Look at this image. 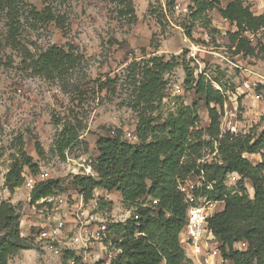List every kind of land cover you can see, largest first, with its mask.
I'll list each match as a JSON object with an SVG mask.
<instances>
[{"label":"rangeland","instance_id":"rangeland-1","mask_svg":"<svg viewBox=\"0 0 264 264\" xmlns=\"http://www.w3.org/2000/svg\"><path fill=\"white\" fill-rule=\"evenodd\" d=\"M131 1L133 19L120 17L118 6L109 0H62L61 3L50 0L54 14L64 18L65 28L58 27L55 21L36 22L25 11L19 18L16 48L5 43L7 28L5 20H0V203L9 201L15 207L20 236L29 247L10 256L7 264H83L85 254L79 243L71 249L65 248L62 257H58L35 240L23 222L32 214L30 192L22 185L11 193L4 185V176L12 155L23 147L38 167L33 171L24 166V178L38 179L45 170L50 179L58 180L61 188L46 204L49 208L60 207L63 215V210L79 199L73 180L81 174L76 175L73 169L91 165L98 155L95 148L98 137L121 131L128 142H138V118L130 103L135 81L148 59L160 57L174 65L164 74L165 94L153 113L157 123L180 104L196 103L200 126L208 125L204 99L185 86L184 66H189L195 77L203 73L227 95L220 118L222 132H250L257 136L264 129V50L258 44H264V31L246 33L257 47L254 55H235L227 32L236 28L216 10L210 11L205 20L193 19L190 0ZM229 1L232 0H220V6ZM242 1L250 5L254 14L264 11V0ZM30 3L38 11L43 8L41 0ZM51 45L65 49L72 45L81 55L79 66L68 78L67 90L58 81L35 75L30 69V56ZM67 122L78 124V138L64 150V158H60L55 141ZM216 154L215 143L212 152L210 148L205 150L203 159L217 158ZM244 156L258 163L264 159V151ZM188 178L197 189L204 185L197 175ZM238 179L237 174H228L225 185L235 188ZM245 187L252 197L253 189L247 180ZM92 198H97L104 209L108 225L125 223L131 217L128 212L135 209L124 206L115 190L106 196L96 188ZM222 208L223 203L212 202L210 211L213 215ZM66 229V241H70L75 229L69 223Z\"/></svg>","mask_w":264,"mask_h":264},{"label":"trees","instance_id":"trees-1","mask_svg":"<svg viewBox=\"0 0 264 264\" xmlns=\"http://www.w3.org/2000/svg\"><path fill=\"white\" fill-rule=\"evenodd\" d=\"M30 1L0 0V20H5L7 28L4 40L12 48L17 47L19 18L25 11L36 22L55 21L58 27L65 28L64 18L59 13L54 14L50 0H41L43 8L40 11ZM109 1L118 6L120 17L134 18L131 0ZM190 1L193 19L205 20L210 11L216 10L235 26L234 31L227 32L235 55L252 56L256 53L257 47L246 33L264 31V11L254 14L250 5L242 0L229 1L225 6H220V0ZM258 44L264 50V44ZM80 56L72 45L67 49L51 45L36 56H30L29 66L35 75L56 80L67 90L68 78L79 66ZM173 66L171 61L152 57L146 61L140 78L135 81L130 106L138 118V142H128L121 131L108 137H98L95 142L98 155L91 163L96 176L75 177L73 180L85 201L92 198L96 188L107 192L115 190L120 193L122 204L134 207L138 214L136 220L131 217L125 223L110 225L112 240L119 241L121 252L109 264H193L180 240L187 205L184 194L178 189L179 183L191 175H197L204 181L201 189H195V195L223 203V208L208 218L223 262L264 264V159L253 163L244 156L264 151V129L257 136L250 132H222L220 118L227 95L214 87L212 80L203 73L195 77L189 66H184L185 86L204 99L208 125L200 126L196 103L180 104L161 123H157L153 113L165 94L164 74ZM77 138L78 124L65 123L55 141L60 158H64V150ZM215 143L218 157L199 162L207 148L213 151ZM36 149L38 152L41 150L38 143ZM24 166L33 171L38 168L20 147L12 155L4 176V185L11 193L24 182ZM233 173L239 179L235 188H229L225 179ZM245 180L251 184L252 197L245 187ZM60 188L58 180L48 178L40 181L30 192V203L53 195ZM153 199L157 201L155 204ZM18 220L15 207L9 201H2L0 264H7L10 256L29 248L27 240L20 236ZM239 243L245 246L235 248L234 245Z\"/></svg>","mask_w":264,"mask_h":264},{"label":"built area","instance_id":"built-area-1","mask_svg":"<svg viewBox=\"0 0 264 264\" xmlns=\"http://www.w3.org/2000/svg\"><path fill=\"white\" fill-rule=\"evenodd\" d=\"M178 7L179 4H176L175 8ZM201 161L204 162L205 159L202 158L199 162ZM80 168L82 169L80 170ZM73 172L76 175L81 174V177L95 176V172L89 164L74 168ZM38 176V179L24 178L22 185L31 192L38 182L50 178L49 173L45 170ZM178 189L184 194L187 205L185 225L181 234L187 256L192 259L193 264H221L223 260L219 256L217 241L208 225V218L212 215L210 209L214 201L207 200L202 195H195L196 187L195 185L191 186L189 178L181 181ZM53 195L42 197L32 203V214L28 219L23 220L35 240L41 241L58 257H62L65 248L71 249L76 247V243H79L85 254L82 256L83 264L96 262L109 264L118 256L121 252V248L118 246L119 241L112 240L113 235L109 230L112 223L108 225V219L104 216L105 211L98 203L97 198L85 201L80 194L73 206L65 208L61 215L60 207L58 209L57 207L49 208L46 204V202L52 201ZM59 196L61 195L59 194ZM156 202V200H152L153 204ZM134 211L135 209L128 213L136 220L138 214ZM68 223L72 229H75V235L70 239L71 242L66 241ZM93 244H97V247H93Z\"/></svg>","mask_w":264,"mask_h":264},{"label":"crops","instance_id":"crops-1","mask_svg":"<svg viewBox=\"0 0 264 264\" xmlns=\"http://www.w3.org/2000/svg\"><path fill=\"white\" fill-rule=\"evenodd\" d=\"M75 190V192L77 193V195L80 197V193H79V191L75 188L74 189ZM99 190V192L101 193V194H104V195H106V196H109V194H110V192H107V191H105V190H102V189H98ZM69 192V191H68ZM180 240H181V243H183V240H182V238L180 237ZM183 245V244H182ZM238 245H241L242 247H244L245 246V244L244 243H239Z\"/></svg>","mask_w":264,"mask_h":264}]
</instances>
